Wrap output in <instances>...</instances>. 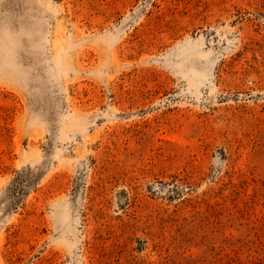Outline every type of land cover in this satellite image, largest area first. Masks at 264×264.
<instances>
[{
    "label": "rangeland",
    "instance_id": "374dc122",
    "mask_svg": "<svg viewBox=\"0 0 264 264\" xmlns=\"http://www.w3.org/2000/svg\"><path fill=\"white\" fill-rule=\"evenodd\" d=\"M0 264H264V0H0Z\"/></svg>",
    "mask_w": 264,
    "mask_h": 264
}]
</instances>
